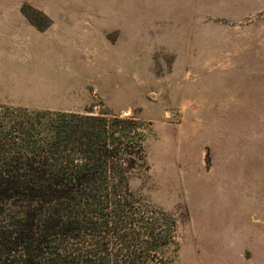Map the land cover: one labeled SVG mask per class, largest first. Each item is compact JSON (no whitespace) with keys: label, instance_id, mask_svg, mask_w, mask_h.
<instances>
[{"label":"rangeland","instance_id":"obj_1","mask_svg":"<svg viewBox=\"0 0 264 264\" xmlns=\"http://www.w3.org/2000/svg\"><path fill=\"white\" fill-rule=\"evenodd\" d=\"M169 2L0 0L37 9L30 17L40 24L49 19L41 47L53 57L44 68L10 69L0 105L75 104L149 122L146 165L130 187L177 219L173 264H264V12L230 22L166 13ZM122 7L139 14L115 15ZM39 8L57 10L53 24ZM118 16L124 25L139 17L138 44L126 43ZM173 20L188 25L176 46L148 39L180 24ZM219 36L231 43V61L211 60Z\"/></svg>","mask_w":264,"mask_h":264},{"label":"trees","instance_id":"obj_2","mask_svg":"<svg viewBox=\"0 0 264 264\" xmlns=\"http://www.w3.org/2000/svg\"><path fill=\"white\" fill-rule=\"evenodd\" d=\"M149 131L106 109L0 106V264H173L177 219L130 187Z\"/></svg>","mask_w":264,"mask_h":264},{"label":"crops","instance_id":"obj_3","mask_svg":"<svg viewBox=\"0 0 264 264\" xmlns=\"http://www.w3.org/2000/svg\"><path fill=\"white\" fill-rule=\"evenodd\" d=\"M169 5L165 7L166 13H170L173 10L183 11L188 14H210L215 17H219L225 21L236 22L241 21L245 17H251L252 15H256L264 12V0H169ZM10 6V5H9ZM44 14L49 15L51 18V24L54 23V18L56 13V9L48 11L46 8H39ZM122 9V10H121ZM117 12H111L116 14H126L130 13L135 15V11L138 16V10H134L135 7L125 8L122 7ZM73 11V10H72ZM68 9V12L71 13ZM102 12V11H98ZM62 12L59 11L58 14ZM107 13V11L103 10V14ZM54 14L55 16H53ZM54 17V18H53ZM187 19V18H186ZM118 23H121L122 30H124V35L126 36L127 44L136 45L139 43V28L138 21L135 20V17L131 16L129 18V22L124 25V22L121 21L123 18L118 16L116 17ZM125 20V19H124ZM128 20V18H127ZM101 21V20H100ZM121 21V22H120ZM179 25H174L172 28H168L164 31V36L161 38L159 36L151 37L148 39H156L161 41L166 46L174 47L177 43H179L177 38H186L187 32L186 29L188 27L187 22L184 21L183 24L180 20H173ZM125 26V27H124ZM51 27L48 26L47 29L38 30L35 25L28 20V18L22 13L21 6H12L7 7L0 5V85L5 82V80L10 77L8 72L12 68L18 69V71H25V68L28 67V62L39 65L41 68H44L43 64L45 60L50 61L49 58L42 56V47L41 40L42 36L47 34V30ZM188 29V28H187ZM156 30V29H155ZM58 35V34H56ZM221 35V34H219ZM186 36V37H185ZM177 37V38H176ZM219 42H222L221 48L217 50H213L212 53L213 58L212 61L222 63L223 61H231L232 57L236 54H232L229 52V46L231 45L228 38H224L219 36ZM222 39V40H221ZM226 40V41H225ZM39 46V47H37ZM214 49V48H213ZM40 52V53H38ZM38 53V54H37ZM182 58L181 56H179ZM200 62L203 66L204 56L200 57ZM14 65H18L14 66ZM222 66V65H221ZM220 66V67H221ZM40 75V73H39ZM41 78L46 79L45 76H41ZM84 91L82 90L81 93ZM203 99V98H202ZM232 99V98H231ZM235 100V99H232ZM217 102V105H212L213 108H231L229 106L220 105L223 101H213ZM210 102V103H213ZM227 102V101H226ZM231 102V101H229ZM238 103V101L234 102ZM220 105V106H219ZM2 106V105H0ZM11 106H20L27 107L31 109H50V110H59V111H74L80 109V106L69 105L63 107H53V106H21V105H11ZM235 107V106H234ZM233 108V107H232Z\"/></svg>","mask_w":264,"mask_h":264}]
</instances>
